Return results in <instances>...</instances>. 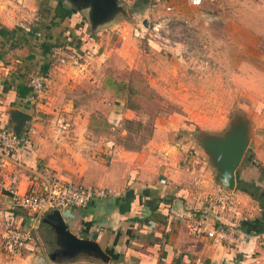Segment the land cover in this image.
<instances>
[{
  "label": "crops",
  "instance_id": "1",
  "mask_svg": "<svg viewBox=\"0 0 264 264\" xmlns=\"http://www.w3.org/2000/svg\"><path fill=\"white\" fill-rule=\"evenodd\" d=\"M95 3L39 0L25 14L31 29L0 14V128L22 120L30 129L15 162L5 167L17 175L20 191L51 176L113 191L81 208L58 209L67 231L98 250L69 251L58 223L41 221L21 255L0 249V264H264V162L241 159L231 187L239 201L231 217L234 241L215 242L195 228V210L203 191L220 184V170L195 134L188 130L186 138L174 140L165 123L155 126L142 148L128 149L88 122L93 102L120 95L127 81L123 67L109 59L120 49L111 47L109 35L127 21L125 4L103 17ZM41 69L47 74L44 99L33 110L28 78ZM15 113L24 119L12 118ZM208 170L211 178L193 201L199 188L192 176L206 180ZM24 211L0 191V232L7 221L27 226Z\"/></svg>",
  "mask_w": 264,
  "mask_h": 264
},
{
  "label": "rangeland",
  "instance_id": "2",
  "mask_svg": "<svg viewBox=\"0 0 264 264\" xmlns=\"http://www.w3.org/2000/svg\"><path fill=\"white\" fill-rule=\"evenodd\" d=\"M38 1L0 0V14L16 26L31 29L25 14L35 11ZM118 3L125 4L127 21L111 30V47L117 44L120 49H113L109 59L123 67L127 81L119 86L120 95L94 100L88 122L97 133L128 149H140L153 138L155 126L165 123L173 128L168 135L177 141L188 130L199 142L241 130L247 137L242 160L252 158L262 164L264 0ZM136 28L141 35H135ZM115 111L121 115L110 116ZM210 174L208 170L206 180L192 176L193 186L199 188L191 196L193 201Z\"/></svg>",
  "mask_w": 264,
  "mask_h": 264
},
{
  "label": "built area",
  "instance_id": "3",
  "mask_svg": "<svg viewBox=\"0 0 264 264\" xmlns=\"http://www.w3.org/2000/svg\"><path fill=\"white\" fill-rule=\"evenodd\" d=\"M192 1L197 4L200 0ZM139 30L141 29H135L136 36L141 35ZM58 61L65 62L66 59L61 57ZM46 81L45 71L36 70L29 75L28 86L32 92L33 110L43 103ZM29 133L30 129L27 128L24 134L18 137L11 128H0V191L9 196L12 205L25 209L24 218L28 222L27 226H23L7 221L0 232V249L11 257L22 254L33 240L38 225L47 212L63 208H81L95 198H103L113 193L110 188L81 184L56 176H51L43 184L33 182L25 191H20L17 175L8 173L5 167L15 162L14 157L22 144L29 139ZM199 176L201 177H195ZM202 202V206L195 210V228L215 242H233L234 225L231 217L238 214L239 207L234 191L214 183L202 196Z\"/></svg>",
  "mask_w": 264,
  "mask_h": 264
},
{
  "label": "water",
  "instance_id": "4",
  "mask_svg": "<svg viewBox=\"0 0 264 264\" xmlns=\"http://www.w3.org/2000/svg\"><path fill=\"white\" fill-rule=\"evenodd\" d=\"M87 1V0H82ZM96 3V14L106 17L107 15L113 14L117 10V0H94ZM146 22V21H145ZM24 119V114L15 113L12 118L17 119L20 117ZM22 120L17 122L16 126L10 128L15 132L18 137H21L26 127H22ZM199 142V141H198ZM201 146L208 152L212 157L215 166L220 170V185L226 187L228 190H232V186L235 183L234 172L238 167L244 150L247 145L246 134L241 131H231L226 137L219 138H201L199 142ZM58 209L47 212L42 221H56L61 229L64 230L65 236L67 237L68 250H89L96 252L98 249L94 242L79 239L76 236L71 235L67 231V227L63 224L59 217Z\"/></svg>",
  "mask_w": 264,
  "mask_h": 264
},
{
  "label": "trees",
  "instance_id": "5",
  "mask_svg": "<svg viewBox=\"0 0 264 264\" xmlns=\"http://www.w3.org/2000/svg\"><path fill=\"white\" fill-rule=\"evenodd\" d=\"M57 5L58 6H61V2L59 1V2H57ZM65 15H69V13H65ZM41 71H45L44 69H41ZM29 91H30V88H29ZM32 109H33V107H32ZM28 141V140H27ZM24 213H25V211H24ZM23 213V214H24Z\"/></svg>",
  "mask_w": 264,
  "mask_h": 264
}]
</instances>
